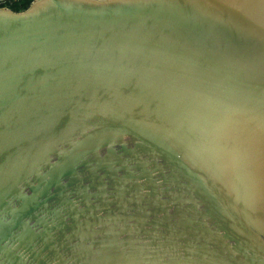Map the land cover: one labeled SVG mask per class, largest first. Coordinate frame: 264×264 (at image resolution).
Returning <instances> with one entry per match:
<instances>
[{"label": "water", "instance_id": "water-1", "mask_svg": "<svg viewBox=\"0 0 264 264\" xmlns=\"http://www.w3.org/2000/svg\"><path fill=\"white\" fill-rule=\"evenodd\" d=\"M0 264H264V0L0 7Z\"/></svg>", "mask_w": 264, "mask_h": 264}, {"label": "trees", "instance_id": "trees-1", "mask_svg": "<svg viewBox=\"0 0 264 264\" xmlns=\"http://www.w3.org/2000/svg\"><path fill=\"white\" fill-rule=\"evenodd\" d=\"M30 0H14L8 3V7L12 10L25 8Z\"/></svg>", "mask_w": 264, "mask_h": 264}, {"label": "built area", "instance_id": "built-area-1", "mask_svg": "<svg viewBox=\"0 0 264 264\" xmlns=\"http://www.w3.org/2000/svg\"><path fill=\"white\" fill-rule=\"evenodd\" d=\"M11 1L14 0H0V7H8V3H10Z\"/></svg>", "mask_w": 264, "mask_h": 264}]
</instances>
